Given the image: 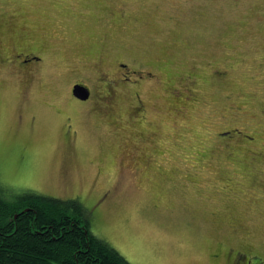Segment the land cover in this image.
I'll list each match as a JSON object with an SVG mask.
<instances>
[{
	"label": "rangeland",
	"instance_id": "1",
	"mask_svg": "<svg viewBox=\"0 0 264 264\" xmlns=\"http://www.w3.org/2000/svg\"><path fill=\"white\" fill-rule=\"evenodd\" d=\"M0 186L130 264H264V0H0Z\"/></svg>",
	"mask_w": 264,
	"mask_h": 264
},
{
	"label": "trees",
	"instance_id": "2",
	"mask_svg": "<svg viewBox=\"0 0 264 264\" xmlns=\"http://www.w3.org/2000/svg\"><path fill=\"white\" fill-rule=\"evenodd\" d=\"M0 264H130L94 235L82 206L0 186Z\"/></svg>",
	"mask_w": 264,
	"mask_h": 264
},
{
	"label": "flooded vegetation",
	"instance_id": "3",
	"mask_svg": "<svg viewBox=\"0 0 264 264\" xmlns=\"http://www.w3.org/2000/svg\"><path fill=\"white\" fill-rule=\"evenodd\" d=\"M21 55V54H20ZM40 59V57H38L37 55H29V54H25V56L24 57H22L21 59H20V62L23 64V65H26L27 63H31V62H33L34 60H39ZM30 60V61H29ZM75 84H79V85H82V86H84V87H86L87 89H88V92H89V95H88V97L85 99V100H82V99H79V98H77V97H75L74 95H73V93H72V88H73V86L75 85ZM72 88H71V96H72V99H74V100H79V101H88L89 99H90V97H91V91H90V89H89V87H87L86 85H84L83 83H81V82H76V83H73V85H72ZM99 98L103 101V102H107L108 101V99L105 97V96H99ZM214 257L215 258H217L218 257V255H214ZM238 257H234V259H231V258H228L227 259V257H226V264H241V263H243L241 260H238L237 259ZM244 264H249V262H247V260L244 262Z\"/></svg>",
	"mask_w": 264,
	"mask_h": 264
},
{
	"label": "water",
	"instance_id": "4",
	"mask_svg": "<svg viewBox=\"0 0 264 264\" xmlns=\"http://www.w3.org/2000/svg\"><path fill=\"white\" fill-rule=\"evenodd\" d=\"M72 93L75 97L82 99V100H85L89 95L88 89L79 84H75L73 86Z\"/></svg>",
	"mask_w": 264,
	"mask_h": 264
}]
</instances>
